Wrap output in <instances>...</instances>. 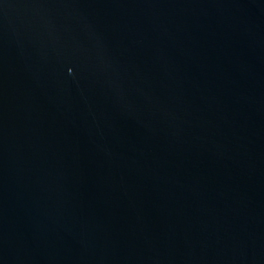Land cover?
Masks as SVG:
<instances>
[{
    "label": "water",
    "instance_id": "water-1",
    "mask_svg": "<svg viewBox=\"0 0 264 264\" xmlns=\"http://www.w3.org/2000/svg\"><path fill=\"white\" fill-rule=\"evenodd\" d=\"M0 264H264V0H0Z\"/></svg>",
    "mask_w": 264,
    "mask_h": 264
}]
</instances>
